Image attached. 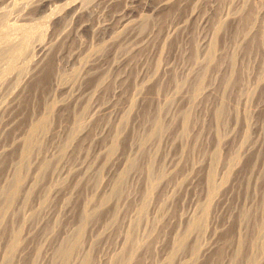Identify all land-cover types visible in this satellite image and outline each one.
Listing matches in <instances>:
<instances>
[{
  "label": "bare ground",
  "instance_id": "6f19581e",
  "mask_svg": "<svg viewBox=\"0 0 264 264\" xmlns=\"http://www.w3.org/2000/svg\"><path fill=\"white\" fill-rule=\"evenodd\" d=\"M0 264H264V0H0Z\"/></svg>",
  "mask_w": 264,
  "mask_h": 264
},
{
  "label": "rangeland",
  "instance_id": "374dc122",
  "mask_svg": "<svg viewBox=\"0 0 264 264\" xmlns=\"http://www.w3.org/2000/svg\"><path fill=\"white\" fill-rule=\"evenodd\" d=\"M14 12V11H13ZM12 12V13H13ZM14 15V13L12 14V16ZM49 29L51 30L52 29V26L50 27L49 26ZM47 35V34H46ZM45 35V36H46ZM84 35H86V36H84ZM88 34H85V33H83V34H81V39L83 38L82 36H84V38H85V41L87 42V43H89V44H92V42L93 43H96L98 40L96 39V41L94 40L95 38L94 37H96V36H90V35H88ZM92 38V40H94V41H92L91 39H89V38ZM89 39V40H88ZM107 39V41H109V37L108 38H106ZM105 39V40H106ZM111 39V38H110ZM83 41H84V39H82ZM90 41H92V42H90ZM35 58H37V56L35 57ZM60 63V65H61V67H62V69L65 71V72H71V70H72V68H73V65H72V63L71 62H66L65 60L64 61H60L59 62ZM72 65V66H71ZM252 99V100H251ZM252 101H253V98L252 97H250L249 99H248V101H246V106L248 107H244V108H241V112H243V111H250L251 109H253V103H252ZM249 102H251V103H249ZM250 105H252V106H250ZM249 106L251 107V108H249ZM245 108H247V109H245ZM245 109V110H244ZM260 124V123H259ZM232 194V193H231ZM229 195L230 197H231V199H233L234 198V195H235V192L232 194V195ZM233 197V198H232Z\"/></svg>",
  "mask_w": 264,
  "mask_h": 264
}]
</instances>
